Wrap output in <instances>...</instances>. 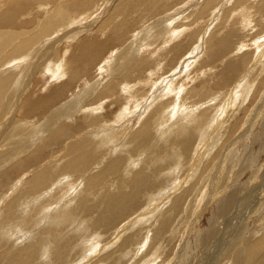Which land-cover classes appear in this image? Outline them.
I'll return each instance as SVG.
<instances>
[{"label": "rangeland", "instance_id": "374dc122", "mask_svg": "<svg viewBox=\"0 0 264 264\" xmlns=\"http://www.w3.org/2000/svg\"><path fill=\"white\" fill-rule=\"evenodd\" d=\"M5 1L0 15L1 10L17 14L16 24H9L4 32L19 37H10L11 48L28 36L37 41L29 49L25 46L28 54L23 59L16 56L15 61L6 60L13 61L8 66L0 65V76L11 83L0 109V264H201L206 254L202 264H249L248 259L250 264H264L259 256L264 251V6L260 0H150L152 12L139 5L149 0H92L73 9L71 18L51 35L36 27L57 1L46 5L44 0H32L26 7L21 0H11L8 8ZM121 6L124 10L116 15ZM120 23L127 30L117 38L112 30ZM92 35L116 42L110 41L92 67L80 69L73 84L66 82L69 76L53 75L56 67L68 72L73 64L77 69L79 45ZM50 45L51 57L44 59ZM42 59L37 72L34 65ZM50 69L55 70L49 73ZM9 74L16 81L9 80L13 78ZM65 84L69 87L62 88L48 108L28 107ZM93 118L98 119L93 125L101 129L86 123ZM144 122L153 123L152 133L140 143L136 137ZM72 147L85 152L87 166L74 161ZM116 158L120 166L90 186L92 176L102 175L104 166ZM68 164L73 168L70 172ZM138 171L147 173L142 181L148 190L136 192L131 211L120 205L116 220L108 219V226L99 224L108 198ZM35 175L47 177L37 195L27 193L25 187ZM235 193L240 196L236 202ZM15 196L20 197L8 214ZM222 238L224 248L212 251ZM227 248L238 259L227 256Z\"/></svg>", "mask_w": 264, "mask_h": 264}, {"label": "bare ground", "instance_id": "6f19581e", "mask_svg": "<svg viewBox=\"0 0 264 264\" xmlns=\"http://www.w3.org/2000/svg\"><path fill=\"white\" fill-rule=\"evenodd\" d=\"M21 1H23V4H26L25 6L26 7H28V6H30V4H32V0H21ZM52 0H44V4H49L50 2H51ZM53 1H57L58 3H53V8L51 7V9L49 8V9H47V10H49V14H47L45 17H44V20L43 21H40L39 23H37V27L36 28H38V27H40V29H42L43 30V32H48V35H51V32L54 30V28H57L60 24H62V23H64V21H66L67 20V18H71V16H72V10L74 9V10H76V9H78V8H80V7H83V6H86L88 3H90L92 0H53ZM134 1V0H133ZM259 1V0H258ZM10 2H11V0H6L5 1V7L6 8H8L9 7V5H10ZM33 2H38V3H42V2H40L39 0H33ZM93 2H95V1H93ZM101 2V1H100ZM231 2V1H230ZM256 2V1H255ZM2 3H3V0H0V7H1V5H2ZM97 3V2H96ZM260 4H263V6H264V0H262L261 2H259ZM94 4V3H93ZM45 5V6H46ZM89 5V4H88ZM139 5L141 6V5H144L150 12H152L153 11V9H154V7H152V5H151V1L149 0V1H141V2H139ZM251 6V5H250ZM47 7V6H46ZM133 7H134V5H133ZM210 7V6H209ZM22 8H24V6H22ZM95 8V7H94ZM118 8V7H117ZM120 9V10H119ZM119 9H118V13H116V15H118L119 13H121V11L122 10H124V8H123V6H121V7H119ZM45 10H46V8H45ZM44 10V11H45ZM117 10V9H116ZM157 10V9H156ZM240 10V9H239ZM2 11V14L0 15V26H1V28H3V29H1L0 30V33H3L4 35L3 36H1L0 35V65L1 64H4L5 62H6V60L8 61V59L9 60H13L14 59V61L16 60L15 58H13V57H16V56H21V58H22V56L24 55V53L26 52V47L25 46H28L29 44H31V43H36L35 41H37L36 39H34L33 37H34V35L32 36V37H30V36H28L27 38H32V39H25L24 38V40H22V41H20V43L19 44H17L16 45V47L15 48H11V39H10V37L12 36V37H15L16 38V36H18V35H14L13 36V32H9V33H12V35H8L7 33H4V32H6V29L8 28V27H10V25L9 24H13V25H15L16 24V13H15V15H14V12H12L11 10H9V11H3V10H1ZM78 12V11H77ZM129 12V11H128ZM244 12H245V10H244ZM124 14V13H123ZM42 15V14H41ZM67 15V16H66ZM70 15V16H69ZM69 16V17H68ZM216 16V15H215ZM15 17V18H14ZM114 18V17H113ZM142 18V17H141ZM116 19V18H115ZM71 20V19H70ZM73 20V19H72ZM111 20V19H110ZM214 20V19H213ZM69 21V20H68ZM109 21V20H108ZM3 23H5V25H2ZM106 23L107 22H105V24H104V26H106L107 27V25H106ZM111 23V22H110ZM109 23V24H110ZM114 23H115V21H114ZM112 24V23H111ZM122 24L120 23L118 26H116V27H114L113 28V30H112V33H114V35L115 36H117V38L118 37H122L123 36V34L125 33V30H127V29H125V28H123L122 26H121ZM132 25V24H131ZM111 26V25H110ZM130 26V25H129ZM62 27V26H61ZM60 27V28H61ZM109 27V26H108ZM99 30H100V28H99ZM16 33H17V31H15ZM40 32V31H39ZM42 32V31H41ZM42 32V34H45V33H43ZM100 32H101V30H100ZM20 33H21V31H20ZM20 33H19V35H20ZM38 33V32H37ZM96 33V32H95ZM15 34V33H14ZM39 34V33H38ZM47 34V33H46ZM23 35V37L25 36L24 35V33L22 34ZM22 35H21V38H22ZM41 35V34H40ZM40 35H38L39 37H40V40L43 38L42 36H40ZM97 35V34H96ZM95 35V36H96ZM99 35V34H98ZM36 36V35H35ZM93 37H92V39H90L89 38V36H88V40H87V38H86V40L84 39V40H82L83 42L82 43H80V45H79V51H78V67H77V69L76 68H74L73 66V64H72V66L70 67V69H69V71L67 72V70L63 67L62 69L60 68L59 69V67L57 68L56 67V69L57 70H48V72L49 73H51L52 71H54L53 72V75H59L62 79H64V77H68L69 76V78H67L66 80V82L67 83H69V84H73L74 82H75V78L78 76V74H79V70L80 69H87L88 67H92V65H91V63L92 62H95L97 59H98V54H102V52L105 50V49H107V46H110L109 44H112L110 41L111 40H114L115 41V38H109V39H105V40H103V41H101V40H99V38H95L94 37V35H92ZM110 36V35H109ZM26 37V36H25ZM37 37V36H36ZM97 37V36H96ZM51 38H53V40L52 41H50V42H53L54 41V37L52 36V37H50V39ZM18 39H19V37H18ZM17 38L15 39V40H18ZM39 40V41H40ZM14 41V40H13ZM38 41V42H39ZM116 42V41H115ZM44 43V42H43ZM169 43V42H168ZM16 44V43H15ZM52 44V43H51ZM11 45V46H10ZM35 45V44H34ZM30 46H32V45H30ZM44 47V46H43ZM28 49L30 48L29 46L27 47ZM51 48H53V46H48V48H45L46 50L44 51V53H46L44 56H43V58L44 59H47V58H50L51 56H50V54H49V50L51 49ZM32 49H34L33 48V46H32ZM24 51V52H23ZM27 51H29V50H27ZM33 52H35V51H33ZM40 53V52H39ZM25 54H28V53H25ZM35 54H37V55H39L38 54V51H36V53ZM56 55V53L54 54V56ZM26 56V55H25ZM24 56V57H25ZM36 56V55H35ZM11 58H13V59H11ZM39 58V57H38ZM18 59V58H17ZM23 59V58H22ZM31 59V58H30ZM33 59V58H32ZM36 59V58H35ZM34 59V60H35ZM44 59H42V60H40V61H38L37 60V63H36V65H34V68H36V71L37 70H39V69H41L43 66L41 65V63H42V61L44 60ZM122 59V58H121ZM33 61V60H32ZM107 61V60H106ZM109 61V60H108ZM116 61V60H115ZM10 62H13V61H10ZM10 62H8V64H10ZM44 63V62H43ZM108 63V62H107ZM8 64L7 63H5V65H7L8 66ZM125 64H126V62H125ZM129 64H132V63H128L127 65H129ZM123 65H124V63H123ZM26 66H29V65H26ZM53 66V65H52ZM125 66V65H124ZM10 67V66H9ZM33 67V66H32ZM48 67V66H47ZM26 69L27 68H29V67H25ZM24 68V70H26ZM31 68V67H30ZM46 68V67H45ZM116 68V67H115ZM114 68V69H115ZM121 68H123V67H121ZM1 69V68H0ZM124 70V72H125V68H123ZM119 70H121V69H119ZM22 71H23V69H22ZM27 71H28V69L26 70V73H27ZM30 71V70H29ZM122 71V72H123ZM38 72V71H37ZM45 71L44 70H42L41 72H39V73H44ZM47 72V73H48ZM60 72V73H59ZM119 72V71H118ZM29 73V72H28ZM27 73V74H28ZM34 72H32L31 73V75L33 74ZM38 73V74H39ZM116 73V72H115ZM15 74H18V73H15ZM14 74V75H15ZM37 74V75H38ZM10 75L11 74H9V76L8 77H10ZM24 75V74H23ZM35 75V74H34ZM184 75V74H183ZM13 78L15 77V76H13V75H11ZM19 76V75H18ZM28 76V75H27ZM36 76V75H35ZM1 77V79H0V109L2 108V97H3V95L7 92V85H9V84H11V83H9L10 81H8L7 79L6 80H4L5 79V76H4V79H2L3 77L2 76H0ZM7 77V76H6ZM26 77V76H25ZM24 77V78H25ZM32 77V76H31ZM43 77V76H42ZM11 78V79H9V80H12V82H13V80H15L16 81V78ZM50 78H52V76L50 77ZM53 78H54V76H53ZM164 78V77H163ZM30 79H32V78H30ZM54 80H55V78H54ZM18 81V80H17ZM20 81V80H19ZM26 81V80H25ZM29 82V81H28ZM21 83V82H20ZM32 83V82H31ZM17 84H19V83H17ZM69 84H65V85H61V86H59L58 88H57V91H54V92H52L51 93V91L49 92L50 93V95L48 94V96L46 95V99H45V97L43 98V99H41V98H38L37 99V101L36 102H34L33 101V103H32V105L31 104H29L28 105V107H30V109H34L35 108V106L36 105H40L41 104V106H40V108L38 109V111H40V110H42V109H45V108H48L50 105H51V101L54 99H56L57 98V96H58V94H59V92L61 91L62 92V88H68L69 87ZM15 85V84H14ZM28 85V84H27ZM37 85V84H36ZM19 86V85H18ZM23 86V85H22ZM151 86V85H150ZM11 87V86H10ZM25 87H28V86H25ZM11 88H13V87H11ZM89 88V87H88ZM127 88V87H126ZM125 88V89H126ZM9 89V88H8ZM17 89V88H16ZM25 89V88H24ZM29 89V88H28ZM147 89V88H146ZM10 90V89H9ZM8 90V91H9ZM21 90V89H20ZM19 90V91H20ZM26 90V89H25ZM98 90V89H97ZM13 91V90H12ZM12 91H11V94H12ZM22 92H24V90L22 89ZM22 92H16V93H22ZM9 93H10V91H9ZM14 93H15V90H14ZM13 93V94H14ZM26 93V92H25ZM96 93V92H95ZM10 94V95H11ZM12 94V95H13ZM17 95V94H16ZM61 95V94H60ZM59 95V96H60ZM166 95V94H165ZM5 96V95H4ZM9 96V95H8ZM149 96V95H148ZM10 97V96H9ZM12 97V96H11ZM8 98V97H7ZM17 98H18V95H17ZM9 99V98H8ZM5 100V99H4ZM34 100H36V99H34ZM133 100V99H132ZM213 100V99H212ZM6 101V100H5ZM130 101V100H129ZM144 101V100H143ZM53 102V101H52ZM144 102H146V101H144ZM155 102V101H154ZM74 103V102H73ZM153 103V102H152ZM6 104H7V101H6ZM28 104V103H27ZM71 104V103H70ZM177 104V103H176ZM3 105H5V104H3ZM9 105H11V104H9ZM90 105V104H89ZM92 105V104H91ZM147 105H148V103H147ZM159 105V104H158ZM7 106V105H6ZM5 107V106H4ZM11 107V106H10ZM14 107H16L15 105H14ZM19 107V106H18ZM91 107H93V106H91ZM130 107V106H129ZM157 107V106H156ZM199 107V106H198ZM76 108V107H75ZM85 108V107H84ZM139 108V107H138ZM148 107H146V109H147ZM153 108H155V107H153ZM214 108V107H213ZM3 109V108H2ZM11 109V108H10ZM13 109V108H12ZM29 109V110H30ZM37 109V108H36ZM149 109H152L151 107L149 108ZM158 109V108H157ZM157 109H155V110H157ZM29 110H27V111H29ZM31 110V111H32ZM86 110V109H85ZM135 110V109H134ZM154 110V109H153ZM2 110H0V112H1ZM30 111V112H31ZM34 111H36L35 109H34ZM34 111H32V112H34ZM158 111V110H157ZM160 111V110H159ZM84 112V111H83ZM89 112V111H88ZM154 112H156V111H154ZM168 112V111H167ZM14 113V112H13ZM86 113V112H85ZM158 113V112H157ZM31 114V113H30ZM35 114V113H34ZM144 114H145V112H144ZM149 114V113H148ZM17 115V114H16ZM90 115V114H89ZM147 115V114H146ZM174 115V114H173ZM218 115V114H217ZM88 117H91V116H88ZM98 117V116H97ZM146 117V116H145ZM160 117V116H159ZM165 117V116H164ZM1 118H2V116H1V114H0V120H1ZM5 118H8L7 116L5 117ZM149 118V117H148ZM162 119H163V116L161 117ZM3 119V118H2ZM9 119V118H8ZM12 119V118H11ZM90 119V118H89ZM96 120L98 121V119H95V118H93V120H89L88 122H86L87 124H90L91 126L96 122ZM103 120V119H102ZM148 120V119H147ZM151 120V119H150ZM16 121V120H15ZM3 123L5 122V121H2ZM8 122H10V121H8ZM100 122V121H99ZM98 122V123H99ZM115 122V121H114ZM149 122V121H148ZM27 123V122H26ZM108 123V122H107ZM151 124H153L152 122H150ZM150 123H146V122H144V124L143 123H141L142 124V126H141V124H140V127H139V133H140V135H138L137 137H136V139H137V142H140V143H143V141L144 140H146L145 139V135H148V134H150V132L152 131L151 129H150V127L152 126H150ZM215 123V122H214ZM4 124H6V123H4ZM97 124V123H96ZM115 124V123H114ZM122 124V123H121ZM155 124V123H154ZM161 124V123H160ZM11 125V124H10ZM98 126H94L93 125V129L95 128L96 130H99V129H101V127H99V124H97ZM105 125V124H104ZM112 125V124H111ZM116 125H118V124H116ZM17 127V126H16ZM108 127H111V126H108ZM107 128V127H106ZM114 128V127H113ZM116 128V127H115ZM114 128V129H115ZM152 128V127H151ZM155 128V127H154ZM157 128V127H156ZM159 128V127H158ZM129 129V128H128ZM127 129V130H128ZM10 130H11V128H10ZM10 130H8L9 132H10ZM104 130V129H103ZM103 130H102V132H103ZM111 130H112V127H111ZM174 130H175V128H174ZM183 130V129H182ZM34 131V130H33ZM105 131V130H104ZM137 131V130H136ZM113 132V131H112ZM133 132V131H132ZM138 132V131H137ZM158 132V131H157ZM173 132V131H172ZM176 132V131H175ZM95 133H97V132H95ZM101 133V132H100ZM118 133V132H117ZM123 133V132H122ZM136 133V132H135ZM152 133V132H151ZM99 134V133H98ZM107 134V133H106ZM160 134H162V133H160ZM5 135V134H4ZM96 135V134H95ZM102 135H103V133H102ZM105 135V134H104ZM103 135V136H104ZM136 135V134H135ZM154 135V134H153ZM211 135V134H210ZM16 136V135H15ZM96 136H98L99 137V135H96ZM175 136V135H174ZM94 137V136H93ZM98 137L96 138V139H98ZM147 137V136H146ZM148 137H149V135H148ZM110 138V137H109ZM127 138V137H126ZM134 138V137H133ZM141 138H143V140L141 139ZM103 139H104V137H103ZM120 139V138H119ZM130 139V138H129ZM239 139V138H238ZM2 140V139H1ZM3 140H5V139H3ZM2 140V141H3ZM101 140V139H100ZM105 140V139H104ZM110 140V139H109ZM112 140V139H111ZM117 140V139H116ZM128 140V139H127ZM190 140H191V138L189 139H187V144H186V146H185V150L187 151L188 150V147H189V145H190ZM106 141V140H105ZM113 141V140H112ZM111 141V142H112ZM125 141V140H124ZM123 141V143H125ZM102 142V141H101ZM112 143H114V142H112ZM121 143V142H120ZM69 144V143H68ZM74 144V143H73ZM119 144V143H118ZM122 144V143H121ZM203 144V143H202ZM101 145H105V143H103L102 142V144ZM108 145V144H107ZM110 145H111V143H110ZM120 145V144H119ZM126 145H128L127 143H126ZM109 147V146H108ZM30 148V147H29ZM128 148V147H127ZM21 149V148H20ZM79 149H81L80 147H79ZM78 148H74V147H72L71 148V152H72V150H73V152H74V161H78V164L81 166V167H83V166H87V164L88 163H84L83 162V159L84 160H87L86 158H85V156H86V154H85V152H83V151H81V150H79ZM126 150V149H125ZM128 150H129V148H128ZM127 151V150H126ZM21 152V151H20ZM129 153V152H128ZM119 154V153H118ZM122 155V154H121ZM129 155H131V154H129ZM165 155V154H164ZM177 155H179V154H177ZM123 156V155H122ZM140 156V155H139ZM166 157H167V155H165ZM180 156V155H179ZM178 156V158H180V157H182V155L179 157ZM19 157V156H18ZM121 157V156H120ZM132 157V156H131ZM165 157V158H166ZM16 158V157H15ZM138 158V157H137ZM158 158V157H157ZM156 158V159H157ZM176 158H177V156H176ZM183 158V157H182ZM11 159V158H10ZM111 159V158H110ZM181 159V158H180ZM179 159V160H180ZM129 160V159H128ZM159 160V159H158ZM163 160V159H162ZM7 161V160H6ZM108 161V160H107ZM160 161V160H159ZM166 161V160H165ZM3 162L1 161V165H3L2 164ZM109 163V164H108ZM107 164H108V166H104V167H107L104 171H103V174L102 175H94V176H92V179L90 180V186H91V184L92 185H95L98 181H100L99 179H101L106 173H111V172H113V171H115L119 166H120V163H121V160L120 159H118V158H116V159H114V160H112V161H109ZM130 163V162H129ZM132 163V162H131ZM134 163V162H133ZM132 163V164H133ZM158 163V162H157ZM127 164V163H126ZM135 164V163H134ZM147 164V163H146ZM161 164H162V161H161ZM165 164V163H164ZM62 165V164H61ZM67 169L66 170H68L69 172L71 171L69 168H72L71 166H70V164H68V166H65ZM123 167V166H122ZM138 168H139V165L137 166ZM136 167V168H137ZM0 168H1V166H0ZM73 169V168H72ZM119 169H122V168H119ZM126 169V168H125ZM129 169H130V166H129ZM134 171V170H133ZM50 172V171H49ZM120 172V171H119ZM142 172V171H141ZM139 173V171L138 172H136V173H134V174H129L130 176L129 177H131L132 176V179H130V180H128L124 185H123V187H121L120 189H118V191H116L115 193L116 194H113V195H111L110 196V198H108V200L109 201H106V206L103 208L104 210L102 211V215H100L99 217H100V219L99 220H101L100 221V223L99 224H101V225H104V226H108L109 224H110V222H108V219H110V218H113V219H117L116 217L120 214V212H121V208L119 207L120 205H121V207H123V205H127V207H128V210L129 211H131V204H133V202L134 203H136L137 202V199H138V193H136L137 191H142V189H145V190H148V187L149 186H147V183L145 184V182H143L142 180L144 179V177H143V175L145 174H147V173H144L143 175H142V173ZM146 172V171H145ZM101 173V172H100ZM124 173H125V171H124ZM127 173V172H126ZM128 173H131V172H128ZM35 174H37V173H35ZM39 175V174H38ZM38 175H35L36 176V178H34V179H29L27 182H26V186L25 187H27L26 188V191H27V193L28 192H34V194L36 193V192H38V193H40L42 190H41V188H42V186L44 185V183H45V180H47V177H46V175H42V177L41 176H38ZM72 175V174H71ZM88 175H90V174H88ZM128 175V174H127ZM126 175V176H127ZM124 177H125V175H123ZM175 176V175H174ZM34 177V176H33ZM70 177H72V176H70ZM128 177V176H127ZM44 178V179H43ZM68 178V177H67ZM68 180H70V178L68 179ZM68 180H66V181H68ZM85 180V179H84ZM150 181V180H149ZM149 181H148V183H149ZM62 182V181H61ZM81 183V182H80ZM83 183V182H82ZM72 184V183H71ZM170 184V183H169ZM69 185V184H68ZM97 185V184H96ZM70 187H71V185H70ZM80 187V186H79ZM44 189V188H43ZM59 189V188H58ZM71 189V188H70ZM80 190V189H79ZM260 190V189H259ZM22 191H23V189H22ZM83 191V190H82ZM81 191V192H82ZM72 193V192H71ZM114 193V192H113ZM15 194H17V193H15ZM41 194V193H40ZM66 194H68V193H66ZM77 194V193H76ZM78 194H80V193H78ZM240 194H241V192H240ZM35 195H37V194H35ZM53 195V194H52ZM17 196V195H16ZM15 196V199L14 200H11V202L9 203V209H8V211H7V213L9 214V213H12V211H13V209H14V202L15 201H17V199H19V197H16ZM34 196V195H33ZM54 196V195H53ZM10 197V196H9ZM31 197V196H30ZM240 196H239V194H234L233 195V197H232V201H237V199L239 198ZM12 198V197H11ZM50 198V197H49ZM71 198H72V196H71ZM26 199V198H25ZM52 199H53V197H52ZM73 199V198H72ZM71 199V200H72ZM133 199H135V200H133ZM240 199V198H239ZM244 199V198H243ZM27 200H31L30 198L29 199H27ZM37 200H38V198H37ZM55 200V199H54ZM242 200V199H241ZM7 201H9V200H7ZM26 201V200H25ZM32 201H34V199H32L31 200V202ZM39 201V200H38ZM43 201V200H42ZM47 201V200H46ZM56 201V200H55ZM67 201V200H66ZM73 201V200H72ZM5 202H6V200H5ZM37 201H35V203H36ZM234 202V203H235ZM7 203V202H6ZM25 203V202H24ZM34 203V204H35ZM57 203V202H56ZM63 203V202H62ZM70 203H71V201H70ZM70 203L68 204V205H70ZM73 203V202H72ZM116 203H118V205H116ZM120 203V204H119ZM8 204V203H7ZM6 204V205H7ZM19 204V203H18ZM26 204H30L29 202L28 203H26ZM26 204H24V205H26ZM33 204V203H32ZM32 204H31V206H32ZM38 205L39 204H41V200H40V203H37ZM149 204V203H148ZM42 205H43V203H42ZM73 205V204H72ZM41 206V205H40ZM60 206V205H59ZM71 206V205H70ZM5 207V206H4ZM7 207H8V205H7ZM24 207V208H23ZM67 206H65L63 209H65L66 211L67 210H69V207H67ZM22 208H23V210L24 209H26V206H23V204H22ZM71 209V208H70ZM43 210V209H42ZM19 211V210H18ZM18 211H17V213H18ZM25 211V210H24ZM55 211V210H54ZM53 211V208H52V214L51 215H53V213H55ZM65 211V212H66ZM225 211V210H224ZM20 212H22V210L21 211H19V213ZM5 213V212H4ZM18 213V214H19ZM60 213H62V212H60ZM70 213V210H69V212H68V214ZM151 213V212H150ZM23 214H26V212H23ZM28 214V213H27ZM43 214V213H42ZM146 214V216H147V212L145 213ZM21 215H22V213H21ZM141 215H144V213H142ZM44 216V215H43ZM120 216V215H119ZM22 217V216H21ZM27 217V216H26ZM53 217V216H52ZM56 217H57V215H56ZM61 217V216H60ZM59 217V218H60ZM67 217H68V215H67ZM140 217V216H139ZM138 217V218H139ZM25 218V217H24ZM138 218H136V219H138ZM27 218H25V220H26ZM45 219V218H44ZM48 219V218H47ZM51 219V218H50ZM54 219H56V218H54ZM23 220V219H22ZM24 220V221H25ZM41 220V219H40ZM58 220V219H57ZM57 220L55 221V223L57 222ZM69 220V219H68ZM99 220H97V222H94L95 224L96 223H98V221ZM79 221H81V220H79ZM21 222V221H20ZM46 222H47V220H46ZM48 222H51V221H48ZM47 222V223H48ZM22 223V222H21ZM24 223V222H23ZM52 223V222H51ZM58 223V222H57ZM56 223V224H57ZM66 223H67V221H66ZM76 223V222H75ZM14 224V223H13ZM55 224V225H56ZM134 224H135V220L134 221H132L127 227L129 228V227H131V226H134ZM17 225V224H16ZM22 225V224H21ZM48 225V224H47ZM43 226V225H42ZM75 226V225H74ZM22 227V226H21ZM23 227H24V225H23ZM83 227V226H82ZM11 228V227H10ZM9 228V229H10ZM84 228H85V226H84ZM84 228H82V229H84ZM122 228V227H121ZM68 229H70V227L68 228ZM79 229H81L80 227H79ZM86 229V228H85ZM37 230V229H36ZM87 230H88V228H87ZM129 230V229H128ZM74 231V230H73ZM84 231V230H83ZM126 231V230H125ZM160 230H158V232H159ZM25 232V231H24ZM71 232V231H70ZM120 232V231H119ZM124 232V231H123ZM35 233H37V232H35ZM73 233V232H72ZM125 233V232H124ZM156 233V232H155ZM22 234V233H21ZM83 234V233H82ZM119 235H121V234H119ZM212 235V234H211ZM211 235L210 236H208V239L210 240L211 239ZM12 237V236H11ZM10 238V237H9ZM16 238V237H15ZM24 239V238H23ZM18 240V239H17ZM222 240H223V238L222 239H220L219 241H215L216 243H215V247L214 248H211L212 249V251L213 250H218L219 248L221 249H223L224 247H221V245H223L222 244ZM21 241V240H20ZM131 241V239L130 240H124L121 244H120V248H123L126 244H128L129 242ZM93 242V241H92ZM91 242V243H92ZM228 242V241H227ZM229 244H230V241H229ZM233 244V243H232ZM44 245V244H43ZM213 245V244H212ZM91 246V245H90ZM262 246V248L264 247V245L262 244L261 245ZM230 248H234V246H232V247H230ZM256 248H258V245H257V247ZM51 249V248H50ZM203 249H204V247H203ZM227 250H228V252H227V256H232V257H235L236 256V259H238V255H237V253H234V254H232L231 252L233 251H230V249H228L227 248ZM226 250V251H227ZM9 251V250H8ZM46 251H48V250H46ZM247 251H249V253H251V252H253V248H249ZM26 252H27V250H26ZM120 252V251H119ZM209 252V251H208ZM207 252V253H208ZM224 252H225V249H224ZM257 252H259V251H257ZM11 253V252H10ZM21 253V252H20ZM126 253V252H125ZM262 253V254H261ZM261 253H259V256H261V257H263L264 258V251H262ZM224 254H226V252L224 253ZM223 254V255H224ZM261 254V255H260ZM47 255V254H46ZM115 255V254H114ZM223 255L222 256H220V257H223ZM50 256V255H49ZM126 256V255H125ZM128 256V255H127ZM17 257V256H16ZM44 257H46V256H44ZM87 258V257H86ZM239 258H242L241 256L239 257ZM249 258V257H248ZM13 259V258H12ZM88 259V258H87ZM90 259V258H89ZM207 259V254L205 255V257H204V259H202L200 262H201V264L202 263H204L205 262V260ZM242 259H245V261L247 260V258H242ZM244 261V262H245ZM253 261V260H252ZM236 263V262H235ZM246 263H251V259H248V262H246Z\"/></svg>", "mask_w": 264, "mask_h": 264}, {"label": "crops", "instance_id": "0c3cea01", "mask_svg": "<svg viewBox=\"0 0 264 264\" xmlns=\"http://www.w3.org/2000/svg\"><path fill=\"white\" fill-rule=\"evenodd\" d=\"M262 0H260V2H261ZM256 2H258V0H256Z\"/></svg>", "mask_w": 264, "mask_h": 264}]
</instances>
